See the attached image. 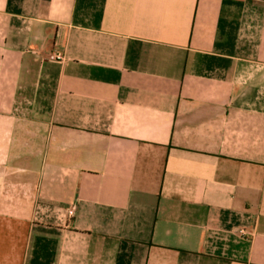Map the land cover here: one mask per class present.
<instances>
[{
	"label": "crops",
	"instance_id": "1",
	"mask_svg": "<svg viewBox=\"0 0 264 264\" xmlns=\"http://www.w3.org/2000/svg\"><path fill=\"white\" fill-rule=\"evenodd\" d=\"M0 264H264V0H0Z\"/></svg>",
	"mask_w": 264,
	"mask_h": 264
},
{
	"label": "built area",
	"instance_id": "2",
	"mask_svg": "<svg viewBox=\"0 0 264 264\" xmlns=\"http://www.w3.org/2000/svg\"><path fill=\"white\" fill-rule=\"evenodd\" d=\"M50 61L63 62L65 60V54L62 51L52 52L48 55ZM70 215L72 216L74 211L70 210Z\"/></svg>",
	"mask_w": 264,
	"mask_h": 264
}]
</instances>
